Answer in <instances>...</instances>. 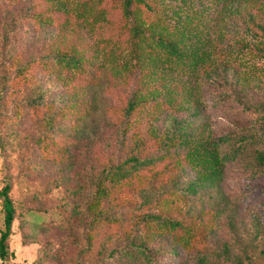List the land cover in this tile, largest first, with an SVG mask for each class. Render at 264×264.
Instances as JSON below:
<instances>
[{"label":"rangeland","instance_id":"1","mask_svg":"<svg viewBox=\"0 0 264 264\" xmlns=\"http://www.w3.org/2000/svg\"><path fill=\"white\" fill-rule=\"evenodd\" d=\"M84 1L0 0V186L5 180L10 182L9 196L15 208L8 238L11 255L0 261V264H86L87 261L107 256L110 246L106 250L102 248L105 243L102 229L93 232L91 246L84 252V233L90 218V213L84 212V206L94 192L96 178L109 165L116 164L117 159L127 156L117 146L119 120L126 100L140 79L149 78L150 91L157 89L155 94L158 100L169 95L173 100L171 105L161 110L143 113L146 115L142 130L150 121L158 128V136L162 139L173 131L170 117H185L189 124L186 131L191 138L190 143L199 146L209 136L236 127L235 123H238L229 109L224 111L223 107H214L212 104L203 74L210 62L198 65L191 75L175 64L168 65L161 61L144 71L126 50L130 34L125 25H121L123 21L119 9L108 6L110 0L98 6L92 3L89 7L79 8L78 5ZM216 1L200 0L203 10L195 17V13H192L198 0H165L171 6L177 4L174 11H177L178 16L172 21L180 19L184 23L182 29L185 36L188 35L185 42L193 41L194 38L200 41L198 51H207L211 44L214 48H223L224 41H216L215 31L231 23L232 17L226 14L223 3ZM158 7L163 8L164 5ZM40 8L55 14L52 24L34 25L28 17H23L27 12L39 11ZM101 9L103 14H100ZM186 16L189 17L186 19ZM146 17L151 19L150 16ZM4 30L7 31V42L2 44L1 33ZM168 33L173 38L179 37L178 33ZM237 33L235 39L245 36L241 29ZM58 49H74L86 57L90 68L94 69L93 83L88 86L86 79L77 77L74 82L79 86L67 91L61 86L56 70H43L40 65L32 64L28 75L32 82H39L40 88L45 90L44 98L52 102V108L47 112L43 109L32 111L22 108L18 120L14 121L10 118L13 106L23 104L32 95V90L18 81L10 82L6 90H2L4 77L7 74L12 77L14 72L13 67L4 70L3 61L8 62L7 56L15 55L17 62L13 65H20L31 59L45 57L46 53ZM230 66L231 78L242 81L252 99L264 103L263 52L251 51L245 61L234 62ZM72 92L86 104L89 103V106L78 107L84 116L76 124L71 123L73 120L69 116L54 119L50 126L44 124L43 118L65 104ZM152 113L156 114L155 119ZM244 115L240 114L239 117L244 120ZM129 134L130 130L126 132L125 139ZM43 137L45 140L42 141ZM147 141L145 153L153 157L155 162L160 156L169 155L163 161L166 170L162 174V181L151 189L145 178L146 173L140 175L139 179L130 180V184L127 183L101 202L102 208L111 214L121 213L125 218L139 214H159L160 209L154 203L155 195L159 189L170 187L169 177L179 170L175 166L178 158L184 165L181 181H184V177L193 176V169L183 161L189 146L172 145L165 152L154 139L148 138ZM45 142L48 146L43 151L40 145ZM54 143L65 147L64 157L59 158L52 148ZM130 144L131 141L127 139L128 148ZM142 170L138 167L136 172ZM137 180L140 182L136 183ZM221 187L228 197L235 200L241 198L240 215L245 227L241 236L245 241L247 236H251L257 246V254L264 237L253 232L250 217L256 216L264 228V175L249 179L241 170L229 168L225 171ZM169 214L192 222L201 230L204 251L210 252L225 243L230 257L237 252L226 228L224 215L220 214L207 194L188 196L186 202L172 206ZM207 219V226L202 228V223ZM2 229L0 208V231ZM127 232L117 231L111 239L112 243L126 241L130 236L135 239L143 236V230L139 227ZM149 245L155 248L162 246V250L156 254L157 264H176L186 258L181 250L167 252L161 239L155 238ZM221 260V264H228L223 256ZM262 262L264 256L259 255L255 263Z\"/></svg>","mask_w":264,"mask_h":264},{"label":"trees","instance_id":"2","mask_svg":"<svg viewBox=\"0 0 264 264\" xmlns=\"http://www.w3.org/2000/svg\"><path fill=\"white\" fill-rule=\"evenodd\" d=\"M199 1L192 13H195V17H198L203 10V5ZM220 1L224 5L226 14L232 17L231 23L215 31L216 41L218 43L224 41L223 48H214L211 44L207 51L206 49L198 51L197 46L200 45V41L194 38L193 41L185 42L188 35L185 36V31L182 29L184 23L180 22V19L172 21V18L178 16L177 11H174L177 4L173 7L165 3V0H110L111 3L108 6H116L119 9L123 21L121 25H125L130 34L129 47H126V50L138 62V67L145 71L151 65L161 61L168 65L175 64L180 70H186L188 75H191L198 65L210 62V66L204 69L203 74L212 104L214 107H223L224 111L229 109L238 123H235L236 127L232 126L218 135L209 136L206 142L199 146L190 143L191 138L186 131L189 125L188 120L185 117L180 119L170 117L173 131L162 139L158 136V128L150 121H147V127L142 130L146 115L143 113L161 110L164 106L171 105L173 100L170 95L158 100V95L155 94L157 89H154V94L150 91L149 78L140 79L126 100L119 120L117 146L120 150L123 149L127 156L124 159H117L116 164L109 165L96 178L94 192L84 206V212L90 213L84 233L86 244L84 252L91 246L93 232L101 229L105 242L102 248L106 250L107 246H110V249L106 257L102 256L92 262L87 261L86 264H157L156 254L162 250V246L155 248L149 245V242L155 238L162 240L167 252L176 253L181 250L186 254V258L176 264H221V256L228 261V264H256L255 260L258 256H264V243L259 245L258 253L255 254L257 246L253 243L251 236H247L246 241L241 236V231L245 230L243 218L240 215L241 203H243L241 198L238 197L235 200L228 197L221 187L225 171L229 168L241 170L249 179L264 175V103L253 100L244 83L232 79V73H230V64L245 61L247 54L251 51L260 50L264 55V0H218L216 2ZM92 3L98 6L106 3V0H85L78 6L85 8ZM162 4L164 7L159 8L158 5ZM100 14H103L102 9ZM146 16H150L151 19ZM23 17H28L34 25L47 26L52 24L55 14L46 8H40L39 11L27 12ZM187 17L189 16L185 18ZM239 29L244 31L245 36L241 35V38L235 39L234 35L238 34ZM168 31L178 33L179 37L169 36ZM1 40L2 44L7 42V31L4 30L1 33ZM7 57L8 62L3 61V68L7 70L13 67L14 72L12 77L8 74L4 77L2 90H6V85L15 81L30 86L32 90V95L27 97L23 104L13 106L10 118L14 121L18 120L22 108L32 111L43 109L45 112L52 108L50 107L52 102L44 98L45 90L40 88L39 82H32L28 75L32 64L40 65L43 70L50 68L56 70L61 86L67 91L79 86L77 82H74L77 77L86 79L88 86L93 83L94 69L90 68L89 60L74 49H58L46 53L45 57L31 59L20 65H13L17 62L15 55ZM61 74H64L63 77ZM83 105L86 107L89 103L86 104V101L72 92L65 104L57 107L52 114L47 113L48 116L43 118V122L50 126L54 119L69 116L73 120L71 123L76 124L78 119L84 116L78 108ZM240 114H245L244 120L239 117ZM152 116L155 119L156 114L152 113ZM128 130H130L127 137L131 141L130 148L127 147V139H125ZM148 138L154 139L165 152L172 145L189 146L183 155V161L193 169V176L184 177V181H181L184 176V165L178 158L175 166L179 170L169 177L170 187L166 190L159 189L155 195L154 203L160 209L159 214H139L131 218H125L121 213L111 214L102 208L101 202L130 184V180L139 179L140 175L146 173L145 178L149 181L151 189L162 181V174L166 170L163 161L169 155L160 156L155 162L153 157L145 153ZM41 140H45V137ZM46 146L48 143L45 142L40 145V149L46 151ZM52 148L59 154V158L64 157V146L54 143ZM138 167L143 170L136 172ZM179 181L182 182L181 185ZM139 182L140 180L136 181V183ZM9 191L10 182L5 180L0 186L3 225L0 231V261L11 255L8 249V238L15 208ZM201 193L207 194L214 201L220 214L224 215L226 228L237 249L232 257L225 243L220 248H213L210 252L204 251L201 244V230L192 222H186L183 218H175L169 214L172 206H177L179 202H186L188 196ZM144 198H146L145 195ZM81 215L86 216L83 213ZM208 222L209 219L203 222L202 228H205ZM250 223L253 232L264 237V228L256 216L250 217ZM138 227L143 230V236L140 239L130 236L126 241L112 243L111 239L117 231L128 234V230ZM260 259L261 257L259 261Z\"/></svg>","mask_w":264,"mask_h":264}]
</instances>
